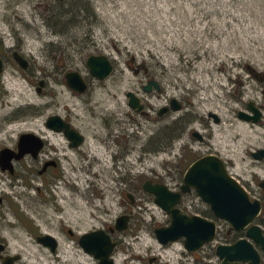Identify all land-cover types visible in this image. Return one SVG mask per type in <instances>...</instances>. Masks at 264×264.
<instances>
[{
	"label": "rangeland",
	"instance_id": "1",
	"mask_svg": "<svg viewBox=\"0 0 264 264\" xmlns=\"http://www.w3.org/2000/svg\"><path fill=\"white\" fill-rule=\"evenodd\" d=\"M0 36V56H7L0 79V131L16 133L25 117L64 107L86 135L75 160L78 168L64 175H72V191L58 181L42 192L47 202L52 194L59 204L69 190L64 209L71 219L39 216L29 208L23 187L9 189L12 197L0 206V238L8 243L7 253L19 255L15 264H98L89 253L65 248L71 239L64 234L55 252L35 234L59 232L61 223L79 230L113 225L123 211L130 215L129 227L112 236L114 264L116 256L120 264H219L216 245L238 235L227 234L230 224L216 218L192 190L179 207L215 220L214 240L193 253L183 239L160 244L154 229L167 225L169 215L141 186L146 179L179 186L189 164L208 152L224 160L252 199H260L257 223L264 227V190L258 185L264 158L251 156L264 148V0H0ZM11 46H20L30 58L27 69L15 63ZM90 54L110 58L114 68L108 77L90 74L85 63ZM69 70L88 81L84 92L72 94L64 78ZM151 78L161 89L144 92L141 86ZM40 79L45 84L38 92ZM127 90L142 97L144 112L128 105ZM172 97L182 109L159 116L158 109ZM248 101L262 111L258 122L237 116ZM195 129L203 140L191 135ZM44 207L55 213L53 206Z\"/></svg>",
	"mask_w": 264,
	"mask_h": 264
},
{
	"label": "water",
	"instance_id": "2",
	"mask_svg": "<svg viewBox=\"0 0 264 264\" xmlns=\"http://www.w3.org/2000/svg\"><path fill=\"white\" fill-rule=\"evenodd\" d=\"M14 56L24 67L25 62L21 61V57H18L16 53ZM85 63L91 75L99 80L106 78L113 71V63L105 54H90ZM65 80L66 84L77 92H83L87 87L85 79L77 70L66 72ZM42 84L43 80H40L37 87L38 92ZM152 87L157 91L161 88L158 81L151 79L143 86V89L150 91ZM126 97L130 107L137 110L143 108L140 97L134 91L128 90ZM170 106L173 110L180 109V103L175 97L170 99ZM246 107L249 111L239 110L237 116L240 119L258 122L262 114L261 110L253 101H248ZM209 116H212L214 122L220 120L214 112H209ZM59 120L58 115H52L48 119V125L61 129ZM193 135L198 139L202 138L199 131H194ZM23 138L24 135L20 137V141ZM251 155L254 159L264 158V148H257L251 152ZM259 185L264 190V179L259 182ZM142 188L152 194L154 202L169 215L167 225L154 229V235L160 244H168L182 238L184 247L189 251H194L215 238L217 225L214 220L199 214L189 215L178 207L182 193L193 188L217 218L225 220L235 230H245L244 237L233 243H219L215 247L220 264L260 263L261 253L256 244L264 250V233L261 226L254 221L261 211V202L257 198L250 197L248 191L227 171L219 155L208 153L194 159L183 174L180 191H173L166 184L153 182L151 179H146ZM127 218V215L118 216L115 227L119 230L124 229L127 226ZM38 240L50 245L52 251L55 250V238L52 235H44ZM80 243L86 252L98 260V264H114L111 254L115 242L104 230L95 229L82 234ZM2 247L0 243V252ZM18 258V254L7 255L3 257L2 264H13Z\"/></svg>",
	"mask_w": 264,
	"mask_h": 264
},
{
	"label": "flooded vegetation",
	"instance_id": "3",
	"mask_svg": "<svg viewBox=\"0 0 264 264\" xmlns=\"http://www.w3.org/2000/svg\"><path fill=\"white\" fill-rule=\"evenodd\" d=\"M3 44H4V41L0 36V46H2ZM8 50H9V52H11V56L17 65L22 67L19 64V62L16 60V58L14 56L15 53L18 55V57L19 56L21 57V61L25 62V66L22 68L27 69L29 67L31 60L23 52V50L21 49L20 46H11V47H9ZM0 62H1V72H0V79H1V77L3 76V74L6 70L5 68H6L7 56H0ZM113 68H114V65H113ZM248 69L255 76H259L260 78H263L262 74H259L250 66H248ZM135 71L137 72V69H135ZM66 72H68V71H66ZM66 72H65V74H66ZM65 74H64V78H65ZM151 79H155V78H151ZM151 79H148L147 82ZM40 80H43V84H42V86H43L45 84V80L44 79H40ZM155 80L158 81L157 79H155ZM65 82H66V80H65ZM147 82L143 83L141 88L144 92H151L154 87H152V90H150V91H145L143 89V86ZM86 83L88 86V81H86ZM38 84H39V82H38ZM42 86H41V88H42ZM86 89H87V87H86ZM71 92H72V94L82 93V92H77L73 89H71ZM126 92H125V95H126ZM134 92L136 95H138L140 97L141 103L143 104V108L141 110H137V109L132 108V107L131 108L134 109L136 112H140V113L144 112V103L142 102V97L136 91H134ZM127 101H128V99H127ZM178 102L180 103V109L173 110L170 106V100H169L168 104H165L158 109L157 114L159 116H161L163 114L168 113L169 111L181 110L182 104L179 100H178ZM165 107H166V109L163 110L162 108H165ZM258 108L260 109V107H258ZM239 110L249 111L247 109V107H246V109H239ZM239 110H237V113ZM39 114L40 115L38 117H30V116L25 117L24 121H23L24 126H22V128L19 129L16 133H3L2 131H0V179L5 185V186L0 187V198H1L0 206H2V204L7 199L9 201L10 196L12 197V195L9 194L10 193L9 189H12L13 191H17L20 187H23L24 192H26L28 195V198H29L28 199V201H29L28 206L32 212H37L39 216L45 214L49 218L57 217V219H59V220L67 221L68 219H71V217H66L68 215L65 214L66 212H65L64 206H66V204L69 205V203H67V197H68L67 191L72 189L71 185H69V184H70V182H73V181H71L73 179H71L72 175L69 178L64 179V175L67 173L71 174L75 168H78L75 164V160L76 161L78 160L80 148L85 143L86 135L83 132V129L78 124V122L76 121L75 117L72 115L71 111L64 110V107L62 108V110L58 109V110L51 112L49 114H45V111L42 110ZM52 115H58L59 116V118H60L59 121H60L61 126H62L61 129H56L55 127H50L48 125V119ZM208 116H209V113H208ZM261 116H262V114H261ZM209 117L212 118V116H209ZM12 120H13V118L10 119L9 122H11ZM194 131H198V130H196V129L192 130V132H191L192 136H194L193 135ZM200 134H201L202 138L199 140H203L204 135L201 132H200ZM22 135H24V138L22 141H20V137ZM194 137H196V136H194ZM208 153H213V152H208ZM208 153H205V154H208ZM80 154H81V156H83L82 153H80ZM213 154H217V153H213ZM62 179H64V180H62ZM58 181H59L60 185L62 184L64 186H68V188H69V190H67L66 192L63 191V193H61L64 200L61 198V201L58 204V201L55 202L54 196L51 194L53 201L47 202L48 199H46L43 196L42 192L45 191V188H49V187L51 188L54 184L56 185V182H58ZM152 181L158 182V181H154V180H152ZM181 183L179 186H174V187H169V188L173 191H180ZM258 185H259V183H258ZM259 187H260V185H259ZM62 190H64V188H62ZM192 190L195 191L193 188H191V190L186 192V193H190ZM70 191H72V190H70ZM186 193H182L181 199L178 203V207H179L180 203L182 202L184 195ZM125 195H127L130 198L131 202L134 201V197L130 193H127V194L125 193ZM36 204L38 205V207H36ZM40 205H41V207H40ZM45 205L53 206L55 213L44 212V211H46V208L44 207ZM261 209H262V204H261ZM180 210H181V208H180ZM260 213H261V211H260ZM1 214L2 213L0 210V215ZM121 215H127L128 216L127 226L124 229L119 230L115 227V222H116V218L118 216H121ZM118 216L115 218L113 225H107L104 227H96V228H91V229H87V230L74 229L69 224L61 223L59 225V232L52 233V232H49L46 230L40 231V232L35 234V239L43 247L50 249V245L44 244L41 241H39L38 239H39V237H43L44 235H47V234L52 235L55 238V241H54L55 242V250L53 251V252H55L59 247H61V244H62L61 235L64 234L67 238L71 239V243L65 245V248H68V249L74 248L76 250L86 252L80 243V238H81L82 234H84L88 231H91V230L102 229L110 235L112 241L115 242V246H116L117 242L115 241V239H113L112 236H114V234H116V233L118 234V233L125 231L129 227L128 224H129V219H130V215L124 211L121 212V214H119ZM258 216L254 222L261 226L262 231L264 233V227L260 223H257V222H259ZM204 217H206V216H204ZM209 219H212V218H209ZM216 225H217V223H216ZM232 232L235 235H237V234L238 235L234 239H231L230 241H228L226 243H233L237 239L245 236V230H235L230 226V228L227 230V234H231ZM0 243L3 245L2 251L0 252V260H1V264H2L3 257H5L7 255H11V254L7 253L8 252V243L6 242V240H4L3 238H0ZM204 245L202 247H200L199 249H202L204 247ZM256 247L259 249V251L261 253V260H262V257H263L262 255L264 254V250H262L260 245H258V244H256ZM198 250H194V251L187 250V251L190 253H193V252L198 251ZM3 253H5V254H3ZM86 253H88V252H86ZM18 259H16L13 264H15V262ZM197 259H199V258L196 257V260ZM260 263H261V261H260ZM179 264H185V263L180 262ZM244 264H249V263L246 262Z\"/></svg>",
	"mask_w": 264,
	"mask_h": 264
},
{
	"label": "bare ground",
	"instance_id": "4",
	"mask_svg": "<svg viewBox=\"0 0 264 264\" xmlns=\"http://www.w3.org/2000/svg\"><path fill=\"white\" fill-rule=\"evenodd\" d=\"M82 195V193L80 194V196ZM120 258H119V256H116V259H115V262L117 263V264H120Z\"/></svg>",
	"mask_w": 264,
	"mask_h": 264
}]
</instances>
